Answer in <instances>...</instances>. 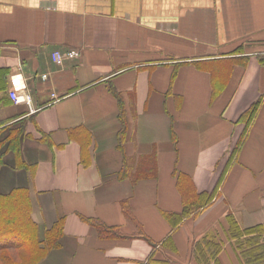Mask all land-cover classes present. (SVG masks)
<instances>
[{"label": "crops", "instance_id": "crops-1", "mask_svg": "<svg viewBox=\"0 0 264 264\" xmlns=\"http://www.w3.org/2000/svg\"><path fill=\"white\" fill-rule=\"evenodd\" d=\"M59 50L81 54L58 64ZM261 53L264 0H0V194L29 193L41 239L65 219L61 246L37 264H199L194 247L209 232L224 239L221 264H245L227 217L264 224ZM234 56L246 67L225 68L213 99L211 71ZM16 73L32 108L10 95ZM261 98L233 157L239 119ZM224 175L199 216H165L183 213L188 186L211 194ZM125 202L155 246L103 239L86 222L136 233Z\"/></svg>", "mask_w": 264, "mask_h": 264}, {"label": "trees", "instance_id": "trees-1", "mask_svg": "<svg viewBox=\"0 0 264 264\" xmlns=\"http://www.w3.org/2000/svg\"><path fill=\"white\" fill-rule=\"evenodd\" d=\"M248 57L239 59L232 57L226 64L222 63L223 68L219 67V62L211 73L213 77L221 83V86L214 88L213 99H215L223 90L221 76L229 66L232 69L236 64L246 67ZM259 60L264 64V53L259 55ZM183 64V63H181ZM175 66L172 75V82L177 77L178 68ZM1 71V70H0ZM120 107V121L122 125L120 140L125 138L128 128V119L122 98L115 93ZM263 98L259 99L245 111L239 119V122L246 123V130L243 134L238 146L233 152V157L240 153L242 142L249 133L251 124L254 122L261 105ZM183 177V175H181ZM225 175L219 182V185L213 193L198 194L193 190L192 186L187 187V194L183 195L184 210L182 214L165 213L173 223L181 220L182 217L199 216L219 195V188L224 180ZM123 210L128 218H131L138 226V231L132 235H126L121 231L119 226H108L98 219H87L86 222L91 224L98 230L99 236L103 239H116V238H142L149 241L152 245L156 242L150 238L143 231V227L134 217L129 202L123 203ZM227 220L230 225L229 237L236 240L235 247L241 254L243 263L245 264H262L264 263V224L254 226L252 228L241 229L238 222L233 215H229ZM65 219H60L54 227L46 233L45 239L39 236L37 225L33 222L31 217V200L29 193L26 190H16L11 194H0V264H37L39 260L44 258L46 254L54 248L61 246V239L64 236ZM175 226V225H174ZM172 244V235L163 242V246H170ZM224 239L220 238L215 232L206 234L197 244H195V256L199 264H221L219 254L223 249ZM153 261V259H151Z\"/></svg>", "mask_w": 264, "mask_h": 264}, {"label": "built area", "instance_id": "built-area-1", "mask_svg": "<svg viewBox=\"0 0 264 264\" xmlns=\"http://www.w3.org/2000/svg\"><path fill=\"white\" fill-rule=\"evenodd\" d=\"M80 54L81 53L78 50H70L65 54L59 50V51H55L52 54V57H53L54 62L61 64L65 61L66 58H69V59L78 58L80 56ZM42 77H43V79H47L48 75L44 74V75H42ZM11 82H12V89L10 91V95H11L12 99H13V97L19 98L21 96H24L25 100L22 103H25L32 108L33 98L31 96V94L27 91L25 85H23V83H24L23 74L22 73H16V74L11 75ZM55 96L56 95L54 94V97ZM28 97H30V102L27 99ZM13 100L15 103H17L15 99H13ZM17 104H21V103H17Z\"/></svg>", "mask_w": 264, "mask_h": 264}, {"label": "clouds", "instance_id": "clouds-1", "mask_svg": "<svg viewBox=\"0 0 264 264\" xmlns=\"http://www.w3.org/2000/svg\"><path fill=\"white\" fill-rule=\"evenodd\" d=\"M13 99H15L17 103H22V102H24L25 97H24V96H21V97H19V98H17V97H13ZM27 99H28L29 102H30V97H28Z\"/></svg>", "mask_w": 264, "mask_h": 264}]
</instances>
